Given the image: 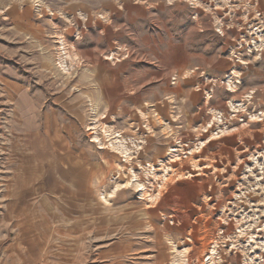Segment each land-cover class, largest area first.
Returning a JSON list of instances; mask_svg holds the SVG:
<instances>
[{
	"label": "rangeland",
	"instance_id": "rangeland-1",
	"mask_svg": "<svg viewBox=\"0 0 264 264\" xmlns=\"http://www.w3.org/2000/svg\"><path fill=\"white\" fill-rule=\"evenodd\" d=\"M170 1H175V15H182L180 23L185 29L200 22L207 26L213 12L234 11V45L229 52L241 57L240 84L251 90L240 121L261 123L260 145L249 147L237 158V176L229 187L223 188L219 180L217 192L211 184L213 188L195 195L194 201L163 204L158 191L144 186L149 179L135 175L130 150L122 147V168L112 177L121 185L120 192L87 194V199L75 201L73 206L52 202L56 187L64 185L73 156H83L82 146L69 142L76 131L60 129L50 131L49 136L43 128L41 176L29 177L30 161L22 159L33 157L31 137L27 130L24 148L22 140L13 138L6 114H13L15 98L3 91L16 82L18 85L12 84L17 86L15 90L28 92L41 110L43 125L51 108L63 123L84 112L90 117L80 130L92 133L98 130L90 128L95 126L91 123L98 110L104 104L109 118V103L114 100L108 95L103 99L97 92L98 69L108 66H82L73 61L76 35L63 28L58 35H43L38 48L26 36L22 43L14 42L21 39L4 32L0 20V264H264V0ZM246 9L261 10V17L243 16ZM259 21L261 30L253 27ZM224 22L217 18L212 25L220 28ZM123 32H127L128 42L136 41L130 28L123 27ZM246 42L251 49L248 45L243 48ZM78 45L83 57L98 58L97 53ZM115 58L123 62L135 59L139 64L147 59L132 49L117 51ZM132 67L123 65V88L130 84L124 75L129 77ZM257 91L261 100L255 96ZM26 99V106L32 107ZM55 133L57 146L49 143Z\"/></svg>",
	"mask_w": 264,
	"mask_h": 264
},
{
	"label": "crops",
	"instance_id": "crops-1",
	"mask_svg": "<svg viewBox=\"0 0 264 264\" xmlns=\"http://www.w3.org/2000/svg\"><path fill=\"white\" fill-rule=\"evenodd\" d=\"M158 2L0 0L4 32L21 39L14 42L22 43L26 36L40 48L43 35H58L63 28L76 35L73 61L82 66H108L98 69L97 92L102 98L108 95L114 100L109 103V118L104 104L103 110H98L97 119L91 123L95 126L90 127L98 130L92 133L80 130L90 117L84 112L76 120L63 123L51 108L50 113H45L43 125L41 110L30 94L24 89L15 90L17 86L12 84H18L7 78L13 83L3 92L15 98L13 114H6L9 130L13 138L22 140L23 148L28 130L29 146L34 150L33 157L21 158L23 162L30 161L29 177L41 176L43 128L49 136L50 131L72 129L76 133L70 144L82 146L83 156H73L64 185L56 187L52 202L73 206L75 201L87 199V194L120 192L121 185L112 177L122 168V147L130 150V168L135 175L144 174L149 179L144 186L158 191L163 204L194 201L195 195L212 189L211 184L217 192L219 180L223 188L229 187L237 176V158L241 159L249 147L260 145L261 123L240 121L251 90L240 84L241 57L229 52L234 45V11L225 8L223 12H213L208 15L207 26L200 22L185 29L180 23L182 15H175V1ZM243 16L259 18L261 10L246 9ZM217 18L225 19L220 28L212 25ZM48 23L53 24L52 28ZM156 23L158 29H154ZM256 26L261 30L260 21L253 24ZM123 27L131 29L129 34L136 36L135 42H128ZM76 44L88 53H97L98 58L83 57ZM245 45L251 49L250 42L243 45L244 49ZM123 49L136 50L147 59L141 64L135 59H116L117 51ZM128 64L133 65L132 72L129 77L124 75V81L130 84L123 88V65ZM255 96L261 100L260 93ZM26 98L32 107L26 106ZM257 108L261 109V104ZM84 133L86 136L80 137ZM49 143L58 145L57 133ZM185 150H189L187 156L183 155Z\"/></svg>",
	"mask_w": 264,
	"mask_h": 264
},
{
	"label": "built area",
	"instance_id": "built-area-1",
	"mask_svg": "<svg viewBox=\"0 0 264 264\" xmlns=\"http://www.w3.org/2000/svg\"><path fill=\"white\" fill-rule=\"evenodd\" d=\"M188 153H189V150H185V151L183 152V155H184V156H187Z\"/></svg>",
	"mask_w": 264,
	"mask_h": 264
}]
</instances>
